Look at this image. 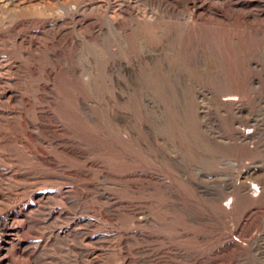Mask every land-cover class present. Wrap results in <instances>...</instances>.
Segmentation results:
<instances>
[{
	"label": "rangeland",
	"instance_id": "1",
	"mask_svg": "<svg viewBox=\"0 0 264 264\" xmlns=\"http://www.w3.org/2000/svg\"><path fill=\"white\" fill-rule=\"evenodd\" d=\"M0 264H264V0H0Z\"/></svg>",
	"mask_w": 264,
	"mask_h": 264
}]
</instances>
